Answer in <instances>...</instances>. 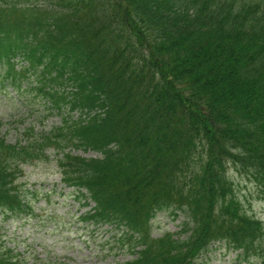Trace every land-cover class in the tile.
Here are the masks:
<instances>
[{
	"label": "trees",
	"instance_id": "obj_1",
	"mask_svg": "<svg viewBox=\"0 0 264 264\" xmlns=\"http://www.w3.org/2000/svg\"><path fill=\"white\" fill-rule=\"evenodd\" d=\"M0 77L61 116L30 142L0 137L4 218L33 212L21 163L52 149L95 204L82 220L123 231L117 264H200L216 243L264 262V222L228 174L264 195V0H0ZM165 210L182 228L155 237ZM0 264L25 259L2 243Z\"/></svg>",
	"mask_w": 264,
	"mask_h": 264
},
{
	"label": "rangeland",
	"instance_id": "obj_2",
	"mask_svg": "<svg viewBox=\"0 0 264 264\" xmlns=\"http://www.w3.org/2000/svg\"><path fill=\"white\" fill-rule=\"evenodd\" d=\"M40 98L36 91L15 90L0 77V137L9 143L22 141L24 144L25 141L30 142L34 134L49 130L56 124L61 116L43 114ZM77 153L86 157L98 156L92 151ZM47 156L33 159V162L23 161L18 175L28 188L37 190L34 211L4 221L0 217V246L4 243L20 252L25 264H117L127 261L132 254L120 248L121 228L83 222L81 216L90 206L76 197L73 188L63 185L57 163L59 154L49 149ZM228 174L247 213L264 221V195L260 187L232 167ZM183 219L167 210L159 212L153 219V236L180 231ZM213 245L206 258L199 261L200 264H249L238 262L237 253L226 245Z\"/></svg>",
	"mask_w": 264,
	"mask_h": 264
}]
</instances>
